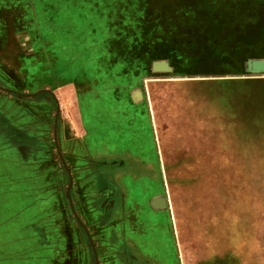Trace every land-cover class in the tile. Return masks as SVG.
<instances>
[{
  "label": "rangeland",
  "instance_id": "rangeland-1",
  "mask_svg": "<svg viewBox=\"0 0 264 264\" xmlns=\"http://www.w3.org/2000/svg\"><path fill=\"white\" fill-rule=\"evenodd\" d=\"M261 17L264 0H0V142L43 127L20 157L36 205L88 226L70 263L113 239L152 264H264Z\"/></svg>",
  "mask_w": 264,
  "mask_h": 264
},
{
  "label": "crops",
  "instance_id": "crops-1",
  "mask_svg": "<svg viewBox=\"0 0 264 264\" xmlns=\"http://www.w3.org/2000/svg\"><path fill=\"white\" fill-rule=\"evenodd\" d=\"M22 124L26 125L20 119L14 120L12 127H8L9 132L12 131L14 134L13 140L0 142V264H54V260L58 264H72L69 262L71 261L70 249L64 247L69 230L72 229L73 236L77 238L78 232L83 236L88 226L83 216H80V210L76 212L72 206H70L72 210V215H70L68 205L55 206L52 204L50 209L45 208L43 205L46 204L42 202L39 203L41 205H36V200L39 199L38 192L40 193L44 188H37L35 184L37 173L35 169H29L30 164L35 162L30 158L29 160L22 159L20 149L28 147L25 149L31 154V152L36 153L37 149L41 150V145L36 141L21 140L20 133L22 129L30 133L44 130L40 125H27L28 128H22ZM15 134H18L16 139ZM5 149L9 150L8 156L5 155ZM45 191L48 193L46 196L52 197L53 192L50 188ZM68 194L66 193V197ZM99 205L100 203L98 207ZM98 209L100 210V207ZM114 209L115 207H109L108 213L113 214ZM99 210L92 208L91 212L95 213ZM59 213L61 215H57ZM54 232L67 234L64 239H56L57 250L54 249ZM110 241L108 248L114 255L108 256L106 261L99 260L98 264H152L148 257H139L132 244L130 246L127 242H118L113 239ZM85 247L82 243L79 247L73 248V253L76 255L80 252L82 255L85 253ZM37 251L40 254H37ZM54 251L60 254L56 258H54ZM93 254L95 257L94 249L93 252L88 253V257L92 258ZM81 264H88L84 263L83 256Z\"/></svg>",
  "mask_w": 264,
  "mask_h": 264
},
{
  "label": "trees",
  "instance_id": "trees-1",
  "mask_svg": "<svg viewBox=\"0 0 264 264\" xmlns=\"http://www.w3.org/2000/svg\"><path fill=\"white\" fill-rule=\"evenodd\" d=\"M251 1H255V0H251ZM258 22H260V24L258 25V23H257V25H256V28L258 29V28H260V27H262L263 26V22H264V18L263 17H261V19L258 21ZM260 32H263V30L262 31H260ZM229 37V38H228ZM228 37H223V38H226L228 41H229V44H230V47H232V48H236L237 46H240V44H238L236 41H235V39H234V36L233 35H231V36H228ZM237 37H240L241 38V43L242 42H245L244 44H243V46H242V49H240V50H238V52H245L246 51V46H247V44L252 40V39H254V40H257V39H261L262 37H264V35L262 34V33H260V34H258V35H255V36H253V38L252 39H250V35H248L246 32H244V33H242V34H238V36ZM251 43V42H250ZM243 49H245V51L243 50ZM246 53V52H245ZM229 58H230V56H229ZM229 61V60H228ZM228 64H231V62L229 61V62H227ZM226 63V64H227ZM227 64V65H228Z\"/></svg>",
  "mask_w": 264,
  "mask_h": 264
},
{
  "label": "water",
  "instance_id": "water-1",
  "mask_svg": "<svg viewBox=\"0 0 264 264\" xmlns=\"http://www.w3.org/2000/svg\"><path fill=\"white\" fill-rule=\"evenodd\" d=\"M247 66L248 69H253V70H257V69H263L264 68V60H253V61H247ZM69 191V187L66 191V193L68 194Z\"/></svg>",
  "mask_w": 264,
  "mask_h": 264
}]
</instances>
